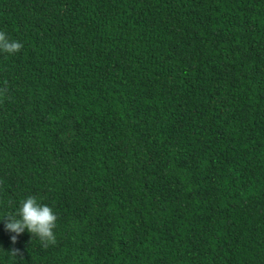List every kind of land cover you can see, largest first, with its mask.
<instances>
[{
  "label": "trees",
  "instance_id": "trees-1",
  "mask_svg": "<svg viewBox=\"0 0 264 264\" xmlns=\"http://www.w3.org/2000/svg\"><path fill=\"white\" fill-rule=\"evenodd\" d=\"M0 31V218L57 216L0 220V264H264V0H0Z\"/></svg>",
  "mask_w": 264,
  "mask_h": 264
},
{
  "label": "clouds",
  "instance_id": "clouds-1",
  "mask_svg": "<svg viewBox=\"0 0 264 264\" xmlns=\"http://www.w3.org/2000/svg\"><path fill=\"white\" fill-rule=\"evenodd\" d=\"M22 43L0 31V52L12 55L22 48ZM4 228L14 235L10 236L13 242L16 235L28 232L31 236L37 237L44 246L55 243L54 229L57 223V216L52 208L41 203L34 196H26L18 202V207L12 215L0 218ZM17 251L12 249V255H17Z\"/></svg>",
  "mask_w": 264,
  "mask_h": 264
}]
</instances>
